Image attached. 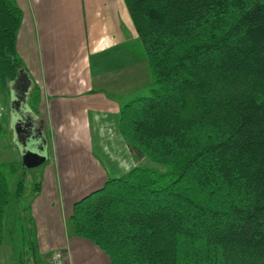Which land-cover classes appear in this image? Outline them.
Segmentation results:
<instances>
[{"label":"trees","instance_id":"16d2710c","mask_svg":"<svg viewBox=\"0 0 264 264\" xmlns=\"http://www.w3.org/2000/svg\"><path fill=\"white\" fill-rule=\"evenodd\" d=\"M124 2L153 85L121 105L118 130L138 161L166 168L106 178L73 202L72 231L110 264H264V0ZM21 17L0 0L1 89L23 66ZM3 168L0 244L26 174L10 190Z\"/></svg>","mask_w":264,"mask_h":264},{"label":"crops","instance_id":"0c3cea01","mask_svg":"<svg viewBox=\"0 0 264 264\" xmlns=\"http://www.w3.org/2000/svg\"><path fill=\"white\" fill-rule=\"evenodd\" d=\"M13 1L22 11L16 52L23 62L14 78H25L24 101L47 142L38 191L27 197L32 258L22 264H49L55 249L67 252L68 264H110L72 231L69 216L75 200L138 163L118 130L144 60L136 28L124 0ZM140 72L145 80L144 64Z\"/></svg>","mask_w":264,"mask_h":264},{"label":"rangeland","instance_id":"374dc122","mask_svg":"<svg viewBox=\"0 0 264 264\" xmlns=\"http://www.w3.org/2000/svg\"><path fill=\"white\" fill-rule=\"evenodd\" d=\"M138 44V55L140 59H142L141 57L143 56L144 60L138 62V75L136 76V78L139 79L136 83V86L131 88V91L133 92H131L129 95H126L125 99H129L133 95L146 94L149 91V87L153 85L150 69L148 67L147 60L144 54L145 52L143 49L141 50L142 47L140 45V41H138ZM143 64L145 65L148 73L145 80L142 79L140 72ZM13 79L15 81L13 86L11 87V82H13ZM24 79L25 78H22L21 76H17L16 79L12 78L8 81V87L6 89L0 88V121L3 125V130L0 133V162L4 164L3 171L6 175L10 190L14 189L16 180L21 176L23 170H26V174L24 176V187L22 190V199L19 202L13 201L12 203L11 212L9 214L10 220L8 221V227L5 231L4 239L0 245V264H17V260L15 261V259L18 258L19 254L22 255V260L27 261L28 263L32 258V242L30 240L33 239L34 233L31 228L32 225L30 227L29 222L26 220L28 218L26 213H29L28 205L30 203L27 197L32 191L34 182L38 180L36 175L38 170L46 166L44 165V163L36 167L20 166L16 171H11L8 168L9 162H17L21 165V156L18 148L15 145L16 135L12 133V129L14 130V123L16 122L15 119H17V117H10V114H13L14 109H18V113L21 114L27 113V111L29 110L31 111V108H29V110L27 108H24L28 104L27 100L24 101L18 96H15L16 94H20V91L22 95L23 93H25L24 89L26 82ZM18 82L21 83V86H19ZM22 86L24 87V89L22 88ZM11 88L17 91H13L11 93ZM31 100L32 99L30 98V102L32 103ZM138 162L141 164L155 166L161 169L166 168L165 165L154 162L146 157L141 158Z\"/></svg>","mask_w":264,"mask_h":264},{"label":"water","instance_id":"95a60500","mask_svg":"<svg viewBox=\"0 0 264 264\" xmlns=\"http://www.w3.org/2000/svg\"><path fill=\"white\" fill-rule=\"evenodd\" d=\"M24 89V87H22ZM25 90V89H24ZM17 90H11V93ZM16 94L24 100V93ZM29 110L28 104L24 107ZM18 109H14L12 116L17 119L14 123L12 133L16 135L15 145L21 156L22 167H36L43 163L47 158L46 136L39 124V120L29 110L27 113H18Z\"/></svg>","mask_w":264,"mask_h":264},{"label":"built area","instance_id":"2783aa9c","mask_svg":"<svg viewBox=\"0 0 264 264\" xmlns=\"http://www.w3.org/2000/svg\"><path fill=\"white\" fill-rule=\"evenodd\" d=\"M67 252L64 249H55L50 255L49 264H68Z\"/></svg>","mask_w":264,"mask_h":264}]
</instances>
